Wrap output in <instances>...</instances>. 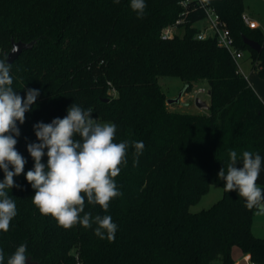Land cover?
Returning <instances> with one entry per match:
<instances>
[{"label":"trees","instance_id":"trees-1","mask_svg":"<svg viewBox=\"0 0 264 264\" xmlns=\"http://www.w3.org/2000/svg\"><path fill=\"white\" fill-rule=\"evenodd\" d=\"M183 1L145 0V15L137 18L130 0H0V60L7 59L13 40L35 41L10 64V74L22 98L28 89L40 93L25 122L17 121L15 147L26 164L14 177L19 187L8 190L17 215L8 232L0 231L4 264L21 244L41 264H234V246L254 264H264V237L252 230L257 209H247L237 191L224 190L211 207L190 210L210 185L224 188L218 173L223 167L226 172L230 149L264 157V101L216 38H196L205 9L198 0H187V7ZM207 4L264 80V34L245 23L244 0ZM185 10L184 34L162 39L165 27ZM244 36L258 41L262 50L252 49ZM162 76L181 77L186 92L207 82L208 111L170 110ZM74 103L114 123V143L129 142L127 164L114 178L122 195L107 212L85 197L86 213L110 215L118 226L114 242L95 236V225L62 228L32 203L35 190L25 175L34 167L27 145L40 142L33 125L64 118ZM134 141L145 145L135 166ZM47 159L45 154L42 163ZM257 184L264 185V165Z\"/></svg>","mask_w":264,"mask_h":264},{"label":"clouds","instance_id":"clouds-1","mask_svg":"<svg viewBox=\"0 0 264 264\" xmlns=\"http://www.w3.org/2000/svg\"><path fill=\"white\" fill-rule=\"evenodd\" d=\"M119 3V0H115ZM130 8L137 18L145 15V0H130ZM11 65L0 60V169L4 179L0 182V231L8 232L10 222L17 215V205L9 196L13 187H19L14 177L24 172L25 158L16 150L20 124L25 122V113L31 110L39 96V90L28 89L22 98L13 89ZM39 143H29L27 151L34 160L33 169L25 178L35 190L33 205L44 216H52L58 226L70 229L79 224L85 229L94 227L100 239L115 241L118 226L110 215L92 216L85 212V197L88 204L99 205L107 212L110 202L122 195L115 177L121 165L127 164L128 141L114 143L117 126L111 122H98L92 117V109H84L74 103L67 109L64 118H54L51 123L38 122L33 125ZM80 139H74L75 136ZM133 165L143 153V141H134ZM45 149L47 152L45 153ZM47 155V164L42 157ZM242 162L243 167L236 165ZM264 157L258 153L244 151L238 155L229 150V163L219 171L218 178L224 181L226 192L237 191L249 210L264 213V189L258 186ZM10 166L14 170H9ZM83 194V195H82ZM81 213H84L81 216ZM25 244L19 245L7 259V264H25ZM5 254L0 249V264Z\"/></svg>","mask_w":264,"mask_h":264},{"label":"rangeland","instance_id":"rangeland-1","mask_svg":"<svg viewBox=\"0 0 264 264\" xmlns=\"http://www.w3.org/2000/svg\"><path fill=\"white\" fill-rule=\"evenodd\" d=\"M244 3L245 14H247L251 19L255 20L258 23L259 30H261L264 34V0H244ZM206 24L207 20L203 19L199 21L196 26L199 28V30H201L206 26ZM178 32L179 35L184 34L183 29H180ZM240 61L242 73L246 76L252 87L264 101V80L259 77L257 71L253 68L252 61L249 58V54L244 53V56ZM159 83L167 95V100L177 99L176 102L168 104L170 110L190 113L208 111V109H200L196 105V98L198 97L205 100L208 104L210 102V96L208 94L209 86L207 82L202 81L196 83L188 92H186V82L179 76H162L159 78ZM202 88H205L206 92L198 93L197 90ZM114 95H117L116 91ZM92 117L98 122H106L101 121L96 116L92 115ZM258 186L264 189V185L259 184ZM223 195V186L221 184H212L210 185L209 190L201 197V199L196 204L190 207V210L193 212H198L203 209H207L214 203L219 201L223 197ZM258 214L259 212L258 210H256L253 216V224L255 223V234H260L261 232H263L261 230H264V213H261L259 215ZM260 228L262 229L260 230ZM234 247H236L235 249H238L239 252L241 251L243 255L246 254L239 246Z\"/></svg>","mask_w":264,"mask_h":264},{"label":"built area","instance_id":"built-area-1","mask_svg":"<svg viewBox=\"0 0 264 264\" xmlns=\"http://www.w3.org/2000/svg\"><path fill=\"white\" fill-rule=\"evenodd\" d=\"M202 7H204L206 12L205 20H207L206 26L199 30L196 34V38L200 40L207 39L209 37H214L217 43L229 51L234 60L236 61L239 70L242 72L241 58L244 56V52L236 47L235 39L227 27L226 23L221 19L218 12L211 6L207 4V0H198ZM182 6L187 7V0L182 2ZM188 14V10L183 11L180 18L176 20L174 24L168 25L162 32V39H172L176 35H179L180 25L184 23L185 16ZM245 23L250 28H258V23L251 19L247 14L243 15ZM115 89H111L112 94L115 93ZM197 92H206L205 88L198 89Z\"/></svg>","mask_w":264,"mask_h":264},{"label":"water","instance_id":"water-1","mask_svg":"<svg viewBox=\"0 0 264 264\" xmlns=\"http://www.w3.org/2000/svg\"><path fill=\"white\" fill-rule=\"evenodd\" d=\"M244 42L249 45L252 49L257 50V51H261L262 50V45L254 40L251 39L247 36L243 37ZM35 41L32 42H25L22 40L19 41H12V49L10 50V52L8 53L6 62L11 64L13 63L19 56L20 54L23 52V50L28 49L30 47H32L34 45ZM208 94H211V90L208 91ZM109 100V99H107ZM177 99H173V100H168L167 103L170 104L172 102H176ZM196 105L200 108V109H209L210 105L203 99L201 98H196ZM25 264H41L39 261L34 260L31 256H28Z\"/></svg>","mask_w":264,"mask_h":264},{"label":"crops","instance_id":"crops-1","mask_svg":"<svg viewBox=\"0 0 264 264\" xmlns=\"http://www.w3.org/2000/svg\"><path fill=\"white\" fill-rule=\"evenodd\" d=\"M260 96V95H259ZM261 97V96H260ZM262 98V97H261ZM261 214V213H259ZM258 214V215H259ZM262 228H260L261 230ZM252 230L254 232L255 230V223L252 226ZM263 232H261L260 234H255L257 236L260 237H264V230H261ZM236 247L233 248L232 250V254H233V259H234V264H254L251 260H250V255L249 254H244L241 253V251L239 252L238 249H235Z\"/></svg>","mask_w":264,"mask_h":264}]
</instances>
